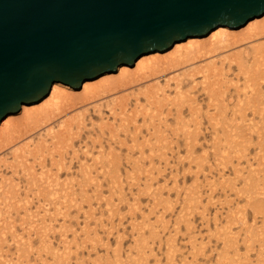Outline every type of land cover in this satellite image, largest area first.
Listing matches in <instances>:
<instances>
[{"label":"rangeland","instance_id":"rangeland-1","mask_svg":"<svg viewBox=\"0 0 264 264\" xmlns=\"http://www.w3.org/2000/svg\"><path fill=\"white\" fill-rule=\"evenodd\" d=\"M220 70L222 75L216 77L215 88L236 97L243 78L237 75L236 68L229 69L226 64ZM199 77L195 78L198 85L195 83L196 89L191 93L196 96L200 110L202 107L206 111L208 97L201 89ZM163 80L159 78L161 88ZM150 84L141 82L134 87L129 100L133 103L135 95ZM187 90L191 91L184 85L181 92ZM167 94L173 96L172 92ZM221 94L216 98L220 99ZM139 99L144 102L142 96ZM93 104L73 108L84 113L81 122L84 125L79 126L85 133L74 137L71 147L62 153L60 180L68 178L81 183L79 187L75 185L73 202L64 208L46 205L38 213L35 204L32 205L29 210L37 213V220L27 226L23 256L17 260L15 247L1 244L0 264L3 257L10 258L5 264H264L262 126L260 133L258 129L226 126L212 129L208 120L202 118L205 128H201L200 144L195 145L192 157L188 159L186 146L179 140L181 148L172 146L166 163L154 158L152 170L149 168L152 163L141 159L136 147L132 148L134 152L128 151L133 145L135 126L142 121L126 120L121 128L120 116H112L110 105L104 100ZM226 113L230 118L231 111ZM234 115L241 119L242 112ZM252 119L261 124L260 116L247 111L245 124H252ZM168 120L170 127H174V111ZM44 132L41 130L32 139L44 137L49 146L50 137L44 136ZM142 133L148 137L145 129ZM91 140L95 142L94 149ZM32 142H27L29 149ZM13 149L19 150L18 143L0 155V175L27 177L32 171L39 174L50 168L47 149L42 163L29 160L27 172L21 159L14 158ZM148 149L144 146L145 154ZM54 156L58 157L55 151ZM93 158L98 164L102 159L101 165L95 167L106 174L99 172V168V174L94 171ZM87 167L92 170L89 179L93 182L84 178L83 170ZM84 184L87 187L82 191Z\"/></svg>","mask_w":264,"mask_h":264},{"label":"bare ground","instance_id":"bare-ground-1","mask_svg":"<svg viewBox=\"0 0 264 264\" xmlns=\"http://www.w3.org/2000/svg\"><path fill=\"white\" fill-rule=\"evenodd\" d=\"M224 64L229 69L236 68L237 75L243 78L244 83L238 87L239 92L236 93V97L231 94L225 95L222 90L218 91V88H215V79L222 75L220 69ZM198 75L201 78V89L208 97L206 111L202 107L200 110L196 96H192L191 93L196 89L195 78ZM160 77L164 78L162 88L159 86ZM141 82L152 84L141 89L132 103L128 96L134 87L140 86ZM186 82L189 84L187 85ZM184 85L191 91L181 92ZM171 92L173 96L167 94ZM217 94L223 96L218 99ZM140 96L143 97V103L139 99ZM103 100L105 104L110 105L109 110L113 117L120 116L121 128L124 127L126 120L130 123L142 121L141 125L135 126L132 135L133 145L128 151H133L132 148L136 147L140 151L138 153L139 151L135 150L141 155L140 158L146 159L149 164L152 163L150 167L148 166L150 169L154 166V158L162 159L164 163L167 159L169 161V151L175 145V149L181 146L178 145L179 140L186 146L183 147L187 149L188 159L191 158L195 145L200 144L201 128H205L201 122L202 118L208 120L212 129L226 126L231 129L235 127L257 131L262 126L264 132V14L248 20L237 29L219 25L203 37H187L184 41L175 42L162 53L155 50L141 54L133 61L132 67L121 64L114 73L105 72L95 79L85 80L80 84L79 90L61 82H53L47 95L40 101L30 105L22 104L18 112L8 114L0 120V155L5 150L16 147L18 143L19 150L13 149L14 158L21 159V166L26 172L29 160L34 163L38 160L40 163L44 161L46 149L51 157L50 168L41 170L39 174L32 171L27 177H14L16 179L0 175V245L2 244V247L4 243L7 246L13 245L18 256L17 260L23 256L22 246L25 244L23 237L27 232L28 224L36 222L38 210L46 205L64 208L73 202L75 185L79 187L81 183H74V180L68 178L60 180L62 174L60 170L63 168L62 153L71 147L74 137L79 138L80 134L85 133L83 127L79 126L83 121L84 113L76 112L74 109L101 103ZM172 111H174L173 121L176 123L174 122L175 125L171 128L168 117H171ZM227 111L232 113L230 118L227 117ZM240 111L242 115L241 119H238L234 113L238 114ZM247 111H251L257 117L260 116L262 125L257 122L259 118L252 119V124H245ZM141 126L144 127L147 138L142 133L144 129L140 128ZM41 130L45 131L44 136L50 137L49 146L44 137H39L38 141L32 139L33 135ZM109 131L113 132L110 128ZM257 133H260V130ZM138 139L141 141L138 142ZM152 139L155 141L154 144L158 142L159 145L152 144ZM29 141H33L30 149L27 143ZM94 143L91 140L92 149L95 147ZM144 146L146 149L147 146L149 147L146 154ZM99 147L102 148L101 144ZM155 147L159 149H154ZM54 151L57 152L58 157L54 156ZM109 153L113 154L112 151ZM93 159L95 161L96 158ZM94 161L92 160L93 163L96 162L95 167L98 161ZM102 162L101 159L100 163ZM98 168L99 172H104L100 167L94 171L98 172ZM90 174L92 170L89 167L84 168L83 175L86 182L91 181ZM86 187L87 184L82 185L81 190L84 191ZM34 204L37 209L36 214L29 210ZM12 255L13 253L10 254ZM5 259L3 257V264L10 258Z\"/></svg>","mask_w":264,"mask_h":264},{"label":"water","instance_id":"water-1","mask_svg":"<svg viewBox=\"0 0 264 264\" xmlns=\"http://www.w3.org/2000/svg\"><path fill=\"white\" fill-rule=\"evenodd\" d=\"M264 14V0H0V120L141 54Z\"/></svg>","mask_w":264,"mask_h":264}]
</instances>
